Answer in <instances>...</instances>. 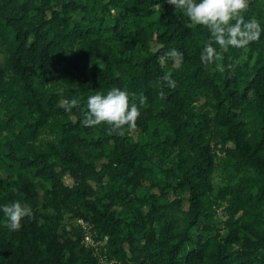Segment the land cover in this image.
Instances as JSON below:
<instances>
[{
  "label": "trees",
  "instance_id": "obj_1",
  "mask_svg": "<svg viewBox=\"0 0 264 264\" xmlns=\"http://www.w3.org/2000/svg\"><path fill=\"white\" fill-rule=\"evenodd\" d=\"M55 3L0 0V112L6 102L13 106L0 117L6 173L0 181L9 203L19 200L33 210L16 231L0 211V264H264V32L251 41L260 54L240 80L212 70L217 60L201 61L210 33L168 0ZM79 9L86 25L77 20ZM139 11L153 18L138 20ZM244 14L264 20V0H249ZM106 32L130 37L116 45ZM166 73L175 87L162 79ZM112 87L126 88L137 104L146 97L135 129L145 133L150 122H167L171 135L163 144L176 152L180 174L164 188L186 194L184 209L174 196L128 222L116 214V184L135 149L125 150L127 137L107 124L81 123L87 97ZM202 89L212 103H199ZM73 98L77 104L65 111L61 105ZM94 129L96 137L89 134ZM219 210L221 228L214 224ZM79 220L95 241L105 242L86 243ZM146 220L155 224L143 230ZM134 232L146 235L140 246Z\"/></svg>",
  "mask_w": 264,
  "mask_h": 264
},
{
  "label": "rangeland",
  "instance_id": "obj_2",
  "mask_svg": "<svg viewBox=\"0 0 264 264\" xmlns=\"http://www.w3.org/2000/svg\"><path fill=\"white\" fill-rule=\"evenodd\" d=\"M52 3H55V0H52ZM56 5V3L54 4ZM158 10V7L155 8ZM77 20L86 25V21L81 19V10H77ZM116 11L112 12V15H107V25L113 23V15H115ZM138 20H151V16H146L142 11L135 13L133 15ZM248 18H254L260 22L261 25H264V20L259 19L255 16H249ZM130 24V23H129ZM155 27H153V31H155ZM105 39L111 41L116 45H121L123 40L129 38L130 35L126 32L123 37L119 38L116 35L110 34V32H106L103 36ZM154 37V34H153ZM259 44L252 42L244 48H228L226 50H221L220 55L217 58V63L215 64L212 70L220 72L221 75H225L226 73H235L240 76V80H243V75H248L253 63L257 59L260 54ZM153 48L155 45L153 44ZM1 56V54H0ZM168 61L162 59V65L167 64ZM226 62V66L224 71H219L217 65ZM177 61H174L176 64ZM229 63V64H228ZM94 65L98 67H104L103 62L96 61ZM167 69V65L165 66ZM139 85L133 84L131 85L132 92L138 95ZM211 92L206 89H202L199 93V103L207 102L212 103ZM139 96V95H138ZM210 106V104H208ZM12 105L10 103H5L1 107L0 117L6 118L9 111L12 109ZM90 136L96 137L99 132L94 129L89 133ZM127 137V144L124 146L125 150L135 149V157L126 173L122 176V178L117 182L116 186L120 191L121 198L114 200L113 208L116 211V214L119 217L124 218L127 222L134 218L135 214H138L140 211L146 213L150 207L152 206H160L164 203L165 197L172 200L175 197L181 199V209L186 207L185 193L182 191L178 192H165L164 185L170 180L174 182L176 178L179 176V166H178V157L175 151L171 150L165 144H163V140L170 136L171 133L168 130V124L166 121L162 119H156L148 124V131L145 133L140 132L137 129H126L123 134ZM48 136V135H47ZM49 137V136H48ZM109 150V146L107 147ZM14 173V170H11ZM17 172V170H15ZM6 173L3 169L0 170V179H5ZM30 175V173H29ZM43 180V179H41ZM221 175L219 171H216L213 176V183L217 186L221 182ZM45 186L49 187V181L43 180ZM107 184L103 186L101 193H105ZM42 189L39 194H42ZM8 188L0 181V204L9 203ZM4 214V213H3ZM178 218L181 219L183 217V213L179 210L177 211ZM5 216V215H4ZM216 220L214 224L216 227L221 228L223 226L222 220L224 219L223 214L217 211ZM143 230L148 229L149 226L154 225L155 223L150 220H146L142 222ZM180 225H183V222L180 221ZM127 227L123 226V231H126ZM122 231V232H123ZM192 231H195V228H192ZM226 231L223 229L222 233L224 234ZM132 240H137V246H140L145 238L144 234H135ZM214 231L210 232L208 235L213 234ZM93 242L92 244H95ZM100 245L103 244V240L98 242ZM98 246V245H97ZM124 248L128 249V244H124ZM235 249V247L233 248Z\"/></svg>",
  "mask_w": 264,
  "mask_h": 264
},
{
  "label": "clouds",
  "instance_id": "obj_3",
  "mask_svg": "<svg viewBox=\"0 0 264 264\" xmlns=\"http://www.w3.org/2000/svg\"><path fill=\"white\" fill-rule=\"evenodd\" d=\"M179 10L192 25L204 26L210 33V39L201 52V61L212 64L220 55L221 50L246 48L253 40L260 38L264 26L254 18H246L245 11L249 0H168ZM218 46V47H217ZM224 71L223 64L217 65ZM162 79L168 87H175V80L170 73ZM129 91L122 87H112L106 92L97 91L87 97V109L83 113L81 123L86 127L107 124L110 131L123 135L126 129H134L141 115V105L146 97L141 96L140 103L130 99ZM163 96V92L160 93ZM77 104L73 98L61 105L65 111ZM7 218V227L12 231L22 227V220L33 213L31 205L19 200L0 204Z\"/></svg>",
  "mask_w": 264,
  "mask_h": 264
},
{
  "label": "built area",
  "instance_id": "obj_4",
  "mask_svg": "<svg viewBox=\"0 0 264 264\" xmlns=\"http://www.w3.org/2000/svg\"><path fill=\"white\" fill-rule=\"evenodd\" d=\"M79 223H81L83 228L86 230V233H85V236H84V241L86 243H88L89 245H91L92 247L100 245L98 242L101 241V240L95 241L94 238H92V236L90 235V233L87 232V229H88L87 223H84L82 220H79ZM93 242H96V243L92 244ZM104 242H105V240H103V243Z\"/></svg>",
  "mask_w": 264,
  "mask_h": 264
}]
</instances>
